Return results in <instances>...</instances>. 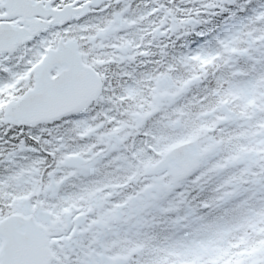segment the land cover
Wrapping results in <instances>:
<instances>
[{"label":"snow or ice","instance_id":"6c2138e0","mask_svg":"<svg viewBox=\"0 0 264 264\" xmlns=\"http://www.w3.org/2000/svg\"><path fill=\"white\" fill-rule=\"evenodd\" d=\"M0 264H264V0H0Z\"/></svg>","mask_w":264,"mask_h":264}]
</instances>
